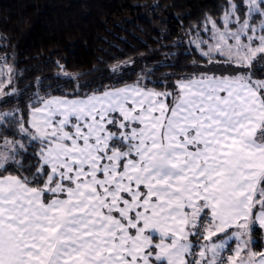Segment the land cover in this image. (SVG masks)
<instances>
[{"label":"snow or ice","instance_id":"obj_1","mask_svg":"<svg viewBox=\"0 0 264 264\" xmlns=\"http://www.w3.org/2000/svg\"><path fill=\"white\" fill-rule=\"evenodd\" d=\"M182 39L196 59L168 85L54 61L70 90L38 78L0 112V264H264V0H220ZM3 51L0 106L24 95Z\"/></svg>","mask_w":264,"mask_h":264},{"label":"trees","instance_id":"obj_2","mask_svg":"<svg viewBox=\"0 0 264 264\" xmlns=\"http://www.w3.org/2000/svg\"><path fill=\"white\" fill-rule=\"evenodd\" d=\"M219 3L220 0H0V59L7 49L8 65L22 78L17 84L13 77V88L24 93L23 101L0 106V112L23 108L32 96L29 84L38 78H44L45 86L70 90L66 81L55 79L58 69L54 61H66L70 73L80 74L81 83L99 87L101 83L115 82L114 77L110 81L111 67L119 70L125 62L135 60L123 72L126 82L135 80L142 69L159 67L149 78L168 85L190 71L196 59L190 54L187 39H182L184 33ZM155 4H160L155 15L168 18V25H161L159 20L152 23L167 29V39L163 33L157 36L147 22L154 14L150 5ZM3 75L7 76L6 69ZM169 75L171 80L166 79ZM7 82H1L2 89ZM0 94L2 97L8 93L0 90Z\"/></svg>","mask_w":264,"mask_h":264},{"label":"rangeland","instance_id":"obj_3","mask_svg":"<svg viewBox=\"0 0 264 264\" xmlns=\"http://www.w3.org/2000/svg\"><path fill=\"white\" fill-rule=\"evenodd\" d=\"M2 86H3V84L0 82V90L2 91V93H5L4 91H3V89H2ZM1 95V94H0Z\"/></svg>","mask_w":264,"mask_h":264}]
</instances>
